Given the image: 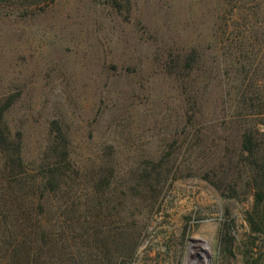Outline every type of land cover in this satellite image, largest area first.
Instances as JSON below:
<instances>
[{
	"label": "rangeland",
	"instance_id": "1",
	"mask_svg": "<svg viewBox=\"0 0 264 264\" xmlns=\"http://www.w3.org/2000/svg\"><path fill=\"white\" fill-rule=\"evenodd\" d=\"M7 100L0 264L262 258L241 140L264 132V0H0Z\"/></svg>",
	"mask_w": 264,
	"mask_h": 264
},
{
	"label": "trees",
	"instance_id": "2",
	"mask_svg": "<svg viewBox=\"0 0 264 264\" xmlns=\"http://www.w3.org/2000/svg\"><path fill=\"white\" fill-rule=\"evenodd\" d=\"M10 103L11 101L7 100L0 105V121L4 112L10 106ZM5 140L6 139L3 138L2 133L0 132V143H4ZM241 148L242 152L245 154V163L243 166L248 170L245 171L249 176L248 180L253 190L254 197L251 210L247 213L246 220L249 224L250 232L254 234L253 239L256 240L259 237L263 239L262 258L251 259L247 256V261H245L246 264H260L262 259H264V132L259 133L256 127L245 129L242 134ZM219 234L228 238L227 243L230 248L229 253H232L231 240H233V238L229 236V228H221ZM38 260V257L33 255V257L27 256L25 262L26 264H37ZM46 262L49 264H55L54 261L51 262L50 260ZM42 263L43 262L41 261V264Z\"/></svg>",
	"mask_w": 264,
	"mask_h": 264
},
{
	"label": "bare ground",
	"instance_id": "3",
	"mask_svg": "<svg viewBox=\"0 0 264 264\" xmlns=\"http://www.w3.org/2000/svg\"><path fill=\"white\" fill-rule=\"evenodd\" d=\"M196 244V242H193L192 245H190L188 248L187 263L189 262V264H208L205 258V249L198 250ZM193 259L194 261L191 262V260Z\"/></svg>",
	"mask_w": 264,
	"mask_h": 264
},
{
	"label": "water",
	"instance_id": "4",
	"mask_svg": "<svg viewBox=\"0 0 264 264\" xmlns=\"http://www.w3.org/2000/svg\"><path fill=\"white\" fill-rule=\"evenodd\" d=\"M204 245H207V244L204 243Z\"/></svg>",
	"mask_w": 264,
	"mask_h": 264
}]
</instances>
